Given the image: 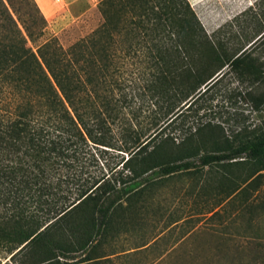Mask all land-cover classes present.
I'll list each match as a JSON object with an SVG mask.
<instances>
[{"label":"trees","instance_id":"obj_1","mask_svg":"<svg viewBox=\"0 0 264 264\" xmlns=\"http://www.w3.org/2000/svg\"><path fill=\"white\" fill-rule=\"evenodd\" d=\"M16 3L27 12L0 0L4 264L131 262L136 251H115L111 243L121 205L139 200L155 178L203 168L222 169L215 189L224 201L237 200L252 218L264 212V129L248 130L230 112L234 95L264 104V62L255 55L264 51V1L253 33L248 23L256 16L238 23L240 32L225 25L211 34L187 0L100 1L101 24L68 56L118 131L127 159L112 167L98 164L96 154L105 151L86 138L34 51L46 28L39 7ZM229 73L246 87L228 92L229 107L214 111L215 90ZM213 237L211 257L198 264H264V238Z\"/></svg>","mask_w":264,"mask_h":264},{"label":"rangeland","instance_id":"obj_2","mask_svg":"<svg viewBox=\"0 0 264 264\" xmlns=\"http://www.w3.org/2000/svg\"><path fill=\"white\" fill-rule=\"evenodd\" d=\"M34 1L46 21L45 34L33 45L34 51L86 138L98 150L105 151L103 156L96 154L98 164L112 167L122 158L127 159V154L120 151L118 131L106 120L68 56V48L72 44L101 24L98 10L101 0ZM187 1L208 34L225 25H231L234 32H240L238 23L246 25L243 21L255 16L257 18H251L248 23V31L253 33L261 27L257 26V20L261 18L260 4L264 0ZM16 6L21 12H27L23 6ZM255 55L264 62L262 48ZM227 71L228 68H224L220 77ZM245 87L235 74H226L211 101L214 111L218 107H229L228 92L235 93L232 91L235 88L244 90ZM231 104L230 112L236 114L248 130L264 129V104L257 107L253 103L245 104L237 95L233 96ZM138 107L139 103L134 104L132 110H138ZM146 107L147 104L142 109L143 116ZM204 113L205 110L199 111L200 115ZM127 116L132 117L130 114ZM142 117L138 122L145 124ZM187 123L189 125V121ZM222 172L219 167L203 168L194 174L155 178L156 181L145 188L139 200L131 206L124 202L113 220L118 231L110 236L118 237L111 243L115 251L136 252L131 262L121 259L116 264H198L211 257V249L217 244L213 236L264 238V212L252 218L239 207L237 200L227 203L217 194L216 183ZM260 184L264 188V178ZM130 207L133 212L132 209L129 211ZM103 247L109 251L107 246ZM9 259L10 255L0 249V264Z\"/></svg>","mask_w":264,"mask_h":264},{"label":"water","instance_id":"obj_3","mask_svg":"<svg viewBox=\"0 0 264 264\" xmlns=\"http://www.w3.org/2000/svg\"><path fill=\"white\" fill-rule=\"evenodd\" d=\"M221 73L217 74L212 80L211 82H213L217 77H220Z\"/></svg>","mask_w":264,"mask_h":264}]
</instances>
